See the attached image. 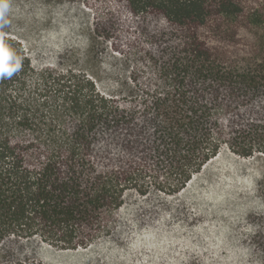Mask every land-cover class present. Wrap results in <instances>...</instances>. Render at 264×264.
Returning a JSON list of instances; mask_svg holds the SVG:
<instances>
[{
  "label": "trees",
  "instance_id": "16d2710c",
  "mask_svg": "<svg viewBox=\"0 0 264 264\" xmlns=\"http://www.w3.org/2000/svg\"><path fill=\"white\" fill-rule=\"evenodd\" d=\"M40 3L60 49L0 30V264H99L106 241L187 223L213 162L264 163V0ZM258 187L237 264H264Z\"/></svg>",
  "mask_w": 264,
  "mask_h": 264
},
{
  "label": "rangeland",
  "instance_id": "374dc122",
  "mask_svg": "<svg viewBox=\"0 0 264 264\" xmlns=\"http://www.w3.org/2000/svg\"><path fill=\"white\" fill-rule=\"evenodd\" d=\"M48 22L40 0H0V30L18 36L26 45L46 42L55 45L54 50L61 48L57 31ZM71 56L74 63L77 47ZM263 174L260 161L220 158L179 199L189 207L187 223L127 232L119 241L100 244L92 263L172 264L176 259L205 255L212 264H237L236 234L247 216L262 209L258 185ZM82 260L59 257L53 264H80Z\"/></svg>",
  "mask_w": 264,
  "mask_h": 264
}]
</instances>
